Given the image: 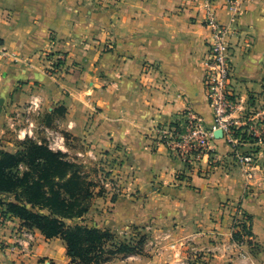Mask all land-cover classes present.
<instances>
[{"label": "crops", "instance_id": "0c3cea01", "mask_svg": "<svg viewBox=\"0 0 264 264\" xmlns=\"http://www.w3.org/2000/svg\"><path fill=\"white\" fill-rule=\"evenodd\" d=\"M213 12L232 29L231 82L249 105L264 91V0H242L239 10L216 0ZM206 21L204 0H0V144L40 142L47 127L64 135L70 157L104 166L115 187L96 196L86 216L125 240H147L145 253L107 264H264V136L242 149L255 158L253 179L224 138L211 140L221 164L211 169L205 157L209 172L194 176L183 175L184 162L154 140L158 127L189 111L214 125ZM43 51L65 58L62 73L48 74L37 57ZM235 205L252 219L253 236L241 243L233 238ZM5 218L0 264L70 263L61 238ZM23 231L35 238L32 252L13 254L6 245Z\"/></svg>", "mask_w": 264, "mask_h": 264}, {"label": "trees", "instance_id": "16d2710c", "mask_svg": "<svg viewBox=\"0 0 264 264\" xmlns=\"http://www.w3.org/2000/svg\"><path fill=\"white\" fill-rule=\"evenodd\" d=\"M19 146L13 153L0 149L3 216L19 218L22 226L39 230L46 239L61 238L69 264H102L114 257L144 253L145 236L138 242L122 241L114 250H108V243L116 240L114 232L87 224H70L83 219L95 197L106 192L100 181L86 171L84 162L52 150L45 140L39 142L27 137ZM94 171L93 174H98ZM6 195L13 197L12 200H5ZM112 199L116 200V196ZM238 227L233 234L237 242L253 236L248 214L245 213V221Z\"/></svg>", "mask_w": 264, "mask_h": 264}, {"label": "built area", "instance_id": "2783aa9c", "mask_svg": "<svg viewBox=\"0 0 264 264\" xmlns=\"http://www.w3.org/2000/svg\"><path fill=\"white\" fill-rule=\"evenodd\" d=\"M215 1L204 0L207 10L206 24L212 29V40L209 42V52L203 59L205 86L214 125L212 128H208L202 116L189 111L181 121L158 127L155 130L154 140L156 145L166 146L171 156L184 162L186 169L183 175H206L209 171H205L203 168L205 157L210 160V168L221 164V159L215 156L211 149V140L215 137L214 132L220 129L223 131V138L231 146L234 156L241 165L247 168L248 179H253L255 158L253 154H247L242 149L245 143L251 139L264 136V133L259 130L260 127L264 128V91L255 98L251 105H245L242 100L237 98L231 82L234 71L233 46L230 41L232 29L229 25H222L214 19L213 4ZM227 2L236 10H239L242 5V0H227ZM3 54L14 62L23 61V58L17 53L4 50ZM32 57L26 60L31 62ZM37 57L47 63L48 74L58 75L65 69V58L61 55L52 58L51 52L43 51L37 54ZM35 106L37 105L35 104ZM27 119L30 128H32V121L29 117ZM45 131L48 135L45 141L49 147L54 151L64 152V135L47 127H45ZM79 156L83 157L82 154ZM102 184L106 189L115 187L114 180L109 177L105 182L102 180ZM243 221H245V212L241 205H235L233 207L234 230H238V225ZM5 223L6 218L0 215V232ZM34 241L35 238L31 232L23 231L22 234L17 233V236L6 245V248L13 254L30 255Z\"/></svg>", "mask_w": 264, "mask_h": 264}, {"label": "rangeland", "instance_id": "374dc122", "mask_svg": "<svg viewBox=\"0 0 264 264\" xmlns=\"http://www.w3.org/2000/svg\"><path fill=\"white\" fill-rule=\"evenodd\" d=\"M252 104V102H250V104L249 105H251ZM11 120H13V112L11 113V114H9V118L7 119V125H6V123H5V127H7V128H9L6 132H9L10 133V128L12 129L13 128V122L11 121ZM11 124H12V126H11ZM41 131V130H40ZM12 133V132H11ZM32 138V137H31ZM34 139V138H33ZM8 140L10 141V142H12L13 143V138L12 137H8ZM22 141H24V140H22ZM22 141H18V143H17V141H16V144H15V147H9L8 145H4V144H0V149H2V150H4V151H7V152H11V153H13L14 152V150H19V148H20V146H19V144L22 142ZM18 148V149H17ZM70 158H72V157H70ZM72 159H74V158H72ZM84 164H86V166H87V168H86V171L88 172V173H92V178L93 179H96V180H99L100 181V185H102L105 189H106V187L102 184V180L105 182V180L109 177L108 176V174H107V171H105V168H104V166H100V165H95V164H92V163H84ZM94 170H96L97 172H98V177H97V174L95 173V174H93V172H95ZM108 176V177H107ZM107 190V189H106ZM12 198L13 197H11V196H8V195H6L5 197H4V199L5 200H12ZM94 201V200H93ZM95 219L94 218H91V216L90 217H88V216H85L83 219H77V220H74V221H70V224H76V223H80V224H87V225H89V226H96V224H95ZM98 227V226H97ZM234 232H235V230H234V225H233V234H234ZM114 235H115V237H116V240H113V241H110L109 243H108V247H107V249L108 250H114L118 245H119V243H121L122 241H125V239H124V237H122L121 235H119V234H117V233H114ZM142 235H138V236H135L136 237V239L134 240L135 242H138V241H140V237H141ZM126 241H128L127 239H126ZM236 241V240H235ZM237 242V241H236ZM237 243H240V242H237ZM146 248H147V240L145 239V242H144V246H143V252L145 253V251H146ZM138 255V254H137ZM117 258H126V257H124V256H121V257H114V258H112L109 262H104V263H102V264H107V263H110V262H113L115 259H117Z\"/></svg>", "mask_w": 264, "mask_h": 264}, {"label": "water", "instance_id": "95a60500", "mask_svg": "<svg viewBox=\"0 0 264 264\" xmlns=\"http://www.w3.org/2000/svg\"><path fill=\"white\" fill-rule=\"evenodd\" d=\"M4 101L3 99L0 100V112L2 111V107H3ZM214 136L216 138H223V131L218 129L214 132Z\"/></svg>", "mask_w": 264, "mask_h": 264}]
</instances>
